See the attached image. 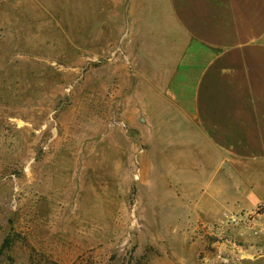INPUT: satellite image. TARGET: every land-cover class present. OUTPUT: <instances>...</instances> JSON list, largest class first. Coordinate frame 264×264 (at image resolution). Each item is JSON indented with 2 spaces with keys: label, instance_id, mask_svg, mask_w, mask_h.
I'll use <instances>...</instances> for the list:
<instances>
[{
  "label": "rangeland",
  "instance_id": "374dc122",
  "mask_svg": "<svg viewBox=\"0 0 264 264\" xmlns=\"http://www.w3.org/2000/svg\"><path fill=\"white\" fill-rule=\"evenodd\" d=\"M168 12L0 0V264H264V198L208 197L215 151L169 128Z\"/></svg>",
  "mask_w": 264,
  "mask_h": 264
},
{
  "label": "crops",
  "instance_id": "0c3cea01",
  "mask_svg": "<svg viewBox=\"0 0 264 264\" xmlns=\"http://www.w3.org/2000/svg\"><path fill=\"white\" fill-rule=\"evenodd\" d=\"M168 7L165 65L155 75L177 107L164 113L169 128L181 117L200 155L215 151L208 197L231 190L240 201L251 192L264 198V170L248 171L247 187L233 173L239 162L264 165V0H168ZM227 171L229 179L221 175Z\"/></svg>",
  "mask_w": 264,
  "mask_h": 264
}]
</instances>
